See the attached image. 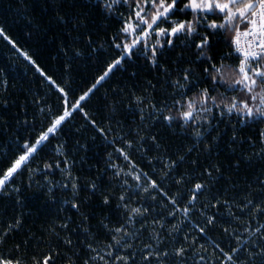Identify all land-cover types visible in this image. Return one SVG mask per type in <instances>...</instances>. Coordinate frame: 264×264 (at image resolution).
Segmentation results:
<instances>
[{
  "label": "snow or ice",
  "instance_id": "1",
  "mask_svg": "<svg viewBox=\"0 0 264 264\" xmlns=\"http://www.w3.org/2000/svg\"><path fill=\"white\" fill-rule=\"evenodd\" d=\"M65 3L45 0L70 38L58 53L64 77L0 25L47 88L31 120L25 102L17 131L0 118L12 133L0 142V197L23 208L25 186L66 194L64 215L39 234L23 213L0 211V264H264V0H92L78 12ZM83 59L96 73L86 89L71 77ZM129 67L151 78L130 72L105 93L107 122L97 119L85 102ZM8 89L4 79L5 111L17 104ZM121 109L131 122L115 119ZM77 114L108 149L102 167L89 165L95 176L78 171L88 145L70 148L64 134Z\"/></svg>",
  "mask_w": 264,
  "mask_h": 264
},
{
  "label": "trees",
  "instance_id": "2",
  "mask_svg": "<svg viewBox=\"0 0 264 264\" xmlns=\"http://www.w3.org/2000/svg\"><path fill=\"white\" fill-rule=\"evenodd\" d=\"M27 10L19 3V0H0V25H3L8 33L18 41L20 46L29 51L30 54L37 59L38 63L45 68L49 74H54L57 77L65 76V68L63 57L58 55L61 40L68 41V37L64 35L63 25L55 22V14L52 12L51 6H45V0H26ZM92 0H66L64 4L65 12H78L87 11V8H81L80 5L89 4ZM76 5V7H72ZM18 9H20L18 11ZM31 18L32 23H29ZM95 25L99 28L103 25V18L98 13H93ZM39 25L37 27L36 25ZM47 29V31H45ZM31 33V35H29ZM103 34V33H101ZM139 70L143 79L148 76V69L143 67L133 68L129 67L128 72H118L112 80L104 84L103 87L93 95L88 101L85 102L86 108L93 113L97 119H102L106 123V117L110 115V99L105 98V93L114 87L118 82H123L129 79V73ZM95 69L92 62L83 59L77 61L72 68L71 77L74 80V87L86 89L93 81ZM4 79L9 81L8 91L11 93V99L17 101V104L5 111L0 108V118L8 119L12 124V131L18 130V123L25 118L23 105L28 103V119L31 120L32 113L35 109L32 107L31 101L35 96L39 99L45 95L47 88L43 78L35 71L28 61L23 56L19 55L15 49L0 37V83ZM77 93L76 98L79 96ZM19 113V116L16 114ZM115 119H127L131 122V117L124 115L123 109L116 115ZM77 129H80L77 132ZM21 132L22 129H19ZM65 136L69 139V147H78L75 144L79 140L81 144H87V150H81L79 156L85 157V163L80 168L79 174L82 177L95 176L96 168L89 167V165H96L100 163L105 156L106 149L102 138L98 137L96 131L87 126L82 114L75 115L72 120L67 124L64 132ZM12 135L7 129H0V142L11 143L9 137ZM96 136L97 139L93 140L92 137ZM52 144L45 149V153L50 152ZM79 156L76 157L79 163ZM59 179V176L55 177ZM43 181L44 177H39ZM25 183L27 182V175L24 176ZM106 182V181H105ZM65 193L56 191L55 198H50L46 188L38 187L33 184L31 188L25 186L22 193L24 207L21 208L16 204V198L9 200L0 197V211L4 208L8 209L9 215L24 214L25 229H31L33 232L39 234L41 226L50 224L56 220L58 216L62 217L64 211L62 210V201L65 198ZM83 195L87 196L85 192ZM99 197L94 198L92 201L93 206L97 205ZM67 207V206H65ZM94 210L108 214L107 209H100L94 207ZM96 221H93L95 224ZM23 236V232L18 234L17 239Z\"/></svg>",
  "mask_w": 264,
  "mask_h": 264
}]
</instances>
